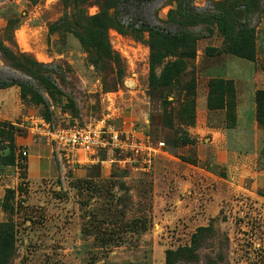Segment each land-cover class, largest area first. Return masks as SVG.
<instances>
[{
    "label": "rangeland",
    "instance_id": "1",
    "mask_svg": "<svg viewBox=\"0 0 264 264\" xmlns=\"http://www.w3.org/2000/svg\"><path fill=\"white\" fill-rule=\"evenodd\" d=\"M99 14L97 21L109 18L100 32L94 23ZM121 15L141 20L145 28L184 33L189 44L152 50L148 31L120 24ZM243 29L253 59L233 50ZM5 52L43 63L47 76V89H39L47 107L30 87L23 97L17 84L0 88V223L14 225L10 264H164L166 248L189 244L196 228L208 225L215 240L227 236L231 264H264V187L229 193L212 216L201 206L173 220L174 206L154 196V162L122 164L115 155L114 161L65 165L57 175L31 183L25 156L15 147L16 136L30 134L35 125L67 128L104 118L114 129L162 139L180 160L210 163L235 182V169L217 170L208 138L212 130L235 125L247 90L264 132V103L256 101L264 89V0H0V83L28 80L3 61ZM173 62L179 73L157 82ZM29 84L37 88L34 80ZM180 164L168 181L184 177L187 165ZM258 166L264 168L263 161ZM176 167L170 162L162 168ZM197 178L188 192L195 198L205 181Z\"/></svg>",
    "mask_w": 264,
    "mask_h": 264
},
{
    "label": "crops",
    "instance_id": "2",
    "mask_svg": "<svg viewBox=\"0 0 264 264\" xmlns=\"http://www.w3.org/2000/svg\"><path fill=\"white\" fill-rule=\"evenodd\" d=\"M246 92V98L243 96L240 100L238 99L235 125L231 128L223 127L212 130L211 136L208 138L209 147L211 150L213 147L215 152L214 163L217 164V170L225 166L227 167L224 170L225 173H232L236 170L235 182L230 181L227 177L218 175L217 171L210 169L209 166L212 164L209 163V166L205 165L199 167L187 161H182L175 157V155L169 153L164 140H155L147 134H140L137 132L141 136H147L150 143L156 147V153L152 161L154 165L156 164L154 172V190L157 191V194L154 196H157V200L160 199V204L170 203L174 206L172 211H175L176 216L173 220L178 217L183 218V216L187 217L194 215L201 206L205 208L207 212L209 211L212 216L215 213V209L220 206L222 199L228 196L229 193L237 190L239 193L247 192L251 194L264 187V168L258 166L261 164V161H263L264 165V132L258 127L254 119L252 111L254 103L253 97L250 95V90ZM117 130L126 131L129 129ZM159 141H163L164 146H156ZM15 142L19 145V150L24 153L26 176L31 183H35L42 178L53 177L57 175L59 170L61 171L62 168H66L65 165H61L59 154L55 150V147L44 139L34 135L32 132L30 134L17 135ZM105 156L107 157L105 158ZM113 156L115 155L108 151H103L99 154L98 160L89 161L86 154L80 152L76 155V165L82 166L114 161ZM206 156L208 155H205V157ZM124 157H126V155H120V157L115 160L122 164L124 162L130 163L128 159L124 162L121 161ZM205 157L203 158V156L201 157L198 155V158L204 160ZM232 159H235V161L232 162ZM170 162L176 164L177 167L167 172L162 167L164 165L167 166ZM180 163L187 165L183 172L185 175L184 177H180V174L174 176L171 178L170 183V181L167 180L168 175L176 173L174 169H178V166L181 165ZM206 164H208V162ZM198 176L200 181H205L203 182L204 185H202L203 193H201L198 198H195L191 197L188 192L190 191L191 185L197 181ZM228 176L231 178L229 174ZM208 182H215L217 187L213 189L210 187L211 185L208 186ZM232 184L233 187H231ZM1 200L2 193L0 192V202ZM178 202H180V204H178L179 206L176 204ZM214 206L215 209H213ZM211 209L213 210L210 211Z\"/></svg>",
    "mask_w": 264,
    "mask_h": 264
},
{
    "label": "trees",
    "instance_id": "3",
    "mask_svg": "<svg viewBox=\"0 0 264 264\" xmlns=\"http://www.w3.org/2000/svg\"><path fill=\"white\" fill-rule=\"evenodd\" d=\"M97 15L95 17V29L100 32L104 30L109 24L108 16L102 15L101 20L97 21ZM119 21V19H118ZM120 22V21H119ZM120 24H122L120 22ZM124 25V24H122ZM126 27H133L130 25H124ZM137 29L136 27H133ZM141 31H148L150 35V45L152 50L156 47H161L162 50L175 51L180 47H186L189 44V38L184 33L180 34H167L160 31H157L156 27L154 28H145L143 25L139 27ZM79 41L85 43L86 40L83 36H80ZM238 46H235L233 50L235 53L241 57H246L253 59L254 51L250 42V37L247 34V30L243 29L239 31L238 36ZM5 63H8L11 67H17L27 77L29 78L26 81L12 80L9 82H1L0 88L11 84H17L21 90V97H23V92L27 88H32L34 95L36 96L38 102L47 107V102L39 89H47V79L42 71L41 66H45L43 63L32 61L26 54L23 52H5L1 57ZM179 67L173 62L170 63L162 70V74L159 79H156L157 82H164L167 80L172 73H179ZM31 80H34L36 87L33 88V85L29 84ZM256 101L259 105L264 103V89L258 90L256 94ZM260 108L258 109V112ZM262 122V120L259 119ZM11 147V146H10ZM15 147L19 150V145L15 142ZM14 149L11 147V150ZM21 151V150H19ZM184 161L193 160L190 157H182ZM26 168V165H25ZM13 192V190H7V193ZM3 208H7V202H3ZM12 212V211H11ZM214 231L208 226H199L196 230L190 235L189 244L177 246L175 248H166L164 251V264H231L228 261L227 250H228V239L225 233L218 236L215 240L213 237ZM14 240H15V231L14 225L10 221L0 223V264H10V258L14 249Z\"/></svg>",
    "mask_w": 264,
    "mask_h": 264
},
{
    "label": "built area",
    "instance_id": "4",
    "mask_svg": "<svg viewBox=\"0 0 264 264\" xmlns=\"http://www.w3.org/2000/svg\"><path fill=\"white\" fill-rule=\"evenodd\" d=\"M119 20L124 25L136 28L143 25L141 20L128 15L119 16ZM31 132L55 147L62 166L72 167L77 164L76 155L80 152L86 154L89 161H93L98 160L103 151L113 155H126L121 159L123 162L128 159L130 162H141L142 165L148 166L156 153V147L150 143L147 136H141L133 129H114L106 124L104 118L93 124L67 128H55L49 124H44L43 127L35 125L32 126ZM156 146L162 147L164 142L159 141Z\"/></svg>",
    "mask_w": 264,
    "mask_h": 264
}]
</instances>
